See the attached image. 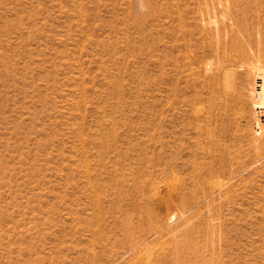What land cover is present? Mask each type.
<instances>
[{"label":"rangeland","instance_id":"obj_1","mask_svg":"<svg viewBox=\"0 0 264 264\" xmlns=\"http://www.w3.org/2000/svg\"><path fill=\"white\" fill-rule=\"evenodd\" d=\"M257 70L264 0H0V264H264Z\"/></svg>","mask_w":264,"mask_h":264},{"label":"bare ground","instance_id":"obj_2","mask_svg":"<svg viewBox=\"0 0 264 264\" xmlns=\"http://www.w3.org/2000/svg\"><path fill=\"white\" fill-rule=\"evenodd\" d=\"M230 1V0H229ZM233 3H231V5H232ZM175 10H177V9H175ZM176 12V11H175ZM177 13V12H176ZM180 17V16H179ZM172 21H174V15H172ZM180 21V20H179ZM181 21H183V18H181ZM180 24H181V22H179ZM171 26V25H170ZM181 27V30H182V37H185L186 35H187V31H185L184 30V28L182 27L183 26V23H182V25H180ZM169 27V26H168ZM171 27H173V26H171ZM177 27V26H176ZM174 28V27H173ZM172 28V29H173ZM172 31H174V29L172 30ZM205 32V31H204ZM206 33V32H205ZM170 35V34H169ZM181 35V34H180ZM184 44V43H183ZM170 45V44H169ZM184 48V47H183ZM203 53V52H202ZM206 53V52H205ZM189 58V57H188ZM182 61V60H181ZM189 65V64H188ZM199 69H201V68H199ZM256 73H257V79L258 80H260L261 82L260 83H262L263 85H264V70H257L256 71ZM207 74V73H206ZM221 74V73H220ZM209 75V74H208ZM223 76V75H222ZM226 76V75H225ZM209 79V78H208ZM208 81V80H207ZM214 83V82H213ZM212 83V84H213ZM210 85V84H209ZM232 87V86H231ZM216 91V90H215ZM224 93H226V92H224ZM232 95H230V97H231ZM256 96V95H255ZM229 97V96H228ZM229 97V98H230ZM259 101V100H258ZM259 102H264V99H261ZM207 180V179H206ZM173 189V188H172ZM153 193V192H152ZM150 196V195H149ZM151 197V196H150ZM160 197V196H159ZM158 198V197H157ZM152 200V199H151ZM153 201V200H152ZM165 201V200H164ZM155 209V208H154Z\"/></svg>","mask_w":264,"mask_h":264},{"label":"built area","instance_id":"obj_3","mask_svg":"<svg viewBox=\"0 0 264 264\" xmlns=\"http://www.w3.org/2000/svg\"><path fill=\"white\" fill-rule=\"evenodd\" d=\"M260 80H257L256 83V98L260 101L264 99V85L260 83Z\"/></svg>","mask_w":264,"mask_h":264}]
</instances>
